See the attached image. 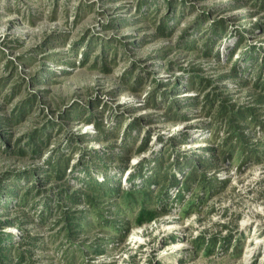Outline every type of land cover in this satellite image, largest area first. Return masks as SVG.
Segmentation results:
<instances>
[{"label":"rangeland","instance_id":"1","mask_svg":"<svg viewBox=\"0 0 264 264\" xmlns=\"http://www.w3.org/2000/svg\"><path fill=\"white\" fill-rule=\"evenodd\" d=\"M0 238L3 264H264V0H0Z\"/></svg>","mask_w":264,"mask_h":264},{"label":"trees","instance_id":"2","mask_svg":"<svg viewBox=\"0 0 264 264\" xmlns=\"http://www.w3.org/2000/svg\"><path fill=\"white\" fill-rule=\"evenodd\" d=\"M251 58H253L252 56H250ZM192 83V82H191ZM199 84V81L198 83ZM212 103H209V112L210 110L212 111L213 107L211 105ZM216 115L213 117V120L215 121L214 125V129H216V126H219V123L224 121L225 122V130L227 131V138H225V144H229L228 147L230 148H236L238 150H242L244 148V143L245 140L247 139V135L243 134V133H238L236 132L235 129H238V126H236L235 124H232V122L236 121V117L234 115L233 112H231L229 109H227V107L222 104L219 103L216 107ZM208 112V109H207ZM247 112V110H246ZM262 128V126H261ZM218 129L217 131H215L213 135L216 136V134L219 133ZM30 138V144H29V151L30 152H36L38 151L39 146H46L47 143L50 142L51 136L44 132H36L34 134H31L29 136ZM222 146V144H221ZM229 148V149H230ZM223 151V150H222ZM167 156H161L158 157L155 160V165L154 167H152V171H153V175H151V177L145 179L144 181V189H149V187L152 184H161V183H167L170 180V176L167 175V173L165 172V169H162L165 163V159ZM68 157H65L64 155H60V154H55V158L54 161L51 165V169H52V176L56 177V178H60L63 176V173L65 171L66 166L68 165ZM187 165V164H186ZM185 167V166H184ZM184 167L180 169V171L182 172L184 170ZM86 173H89V170L86 171ZM141 176V174H140ZM173 179L174 177L171 176ZM196 180H200L201 181V185L204 186V184H206L208 178L203 174L200 173L199 168H197L196 166H190L189 169L187 170V172L185 173V178L183 180V184L185 187H189L192 184L195 183ZM84 186L88 189V190H94L97 189L96 187H99V183L92 177H89V179H87L85 182L83 181ZM17 189V187H15V190ZM30 190H27V192ZM25 192V194H23V196H21V198L24 199L26 198V196L28 195V193ZM72 199V198H71ZM78 200V199H77ZM89 199H87V202ZM141 201L145 202V195H141ZM66 220H72V219H67ZM69 225L71 223H68ZM78 226V224L76 225ZM79 228V227H78ZM1 239L0 238V264H3L4 261L7 260H11L14 259V250L12 249L11 246H4L1 244ZM17 258L19 260H21L22 258H24V255L22 252H15Z\"/></svg>","mask_w":264,"mask_h":264}]
</instances>
